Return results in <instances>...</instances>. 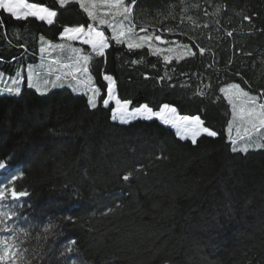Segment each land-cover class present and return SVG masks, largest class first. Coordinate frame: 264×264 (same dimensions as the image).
Segmentation results:
<instances>
[{
	"label": "trees",
	"instance_id": "16d2710c",
	"mask_svg": "<svg viewBox=\"0 0 264 264\" xmlns=\"http://www.w3.org/2000/svg\"><path fill=\"white\" fill-rule=\"evenodd\" d=\"M27 2L57 17L18 20L0 9V183L18 176L17 190L29 193L3 202L15 215L7 231L0 225V239L28 230L23 247L34 264H264V148L231 150L232 110L220 91L239 84L264 103V0H137L136 35L145 26L153 41L161 35V45L196 53L167 62L147 46L117 43L107 25L99 27L109 46L96 56L60 36L65 26L97 25L79 4ZM48 41L66 45L49 54L66 85L39 92L26 71ZM73 48L92 56L90 88H100L94 108L62 75ZM104 75L129 110L168 104L179 116H199L217 136L202 134L194 145L155 118L113 120Z\"/></svg>",
	"mask_w": 264,
	"mask_h": 264
},
{
	"label": "snow or ice",
	"instance_id": "6c2138e0",
	"mask_svg": "<svg viewBox=\"0 0 264 264\" xmlns=\"http://www.w3.org/2000/svg\"><path fill=\"white\" fill-rule=\"evenodd\" d=\"M183 2V0H181ZM61 7L69 3L79 4L80 8L87 14V16L98 22L99 25H107L113 32V39L117 43H126L129 49L143 48L146 43L153 40L151 33H148L147 27L139 26V31L146 33L143 36L136 37V29L138 27L134 21V6L137 4V0H56ZM194 7H198L195 5ZM101 8L106 9L101 14ZM0 9L10 14L12 17L18 20H24L29 17H35L38 20L46 21L48 24L54 23V18L57 17V11L51 7L45 6L43 3H28L27 0H0ZM219 9H217V12ZM171 15V13H169ZM205 15H208L205 12ZM167 18V17H165ZM187 19H192L187 17ZM243 19L251 22V16L245 15ZM164 31H172V29L164 28ZM227 36L233 35L232 31L226 33ZM61 39L76 40L80 39L84 44L90 45L92 53L96 56H104L105 49L108 48V39L105 36V32L89 23L87 27L83 24L74 27L65 26L63 32L60 34ZM42 41L44 37L40 38ZM155 41L163 42L161 35H155ZM64 44H52L51 41L46 42L40 48L41 53H44L52 49H64ZM70 47V46H68ZM181 48L186 49L181 56H176V59H182L186 56H194L196 53L189 45H180ZM199 48L200 54H203L206 49L195 45ZM153 55H160L162 50L159 47L151 48ZM71 51L75 55V60L70 65H64L69 69L62 75L64 77H71L73 81H76L77 85H90L91 76L90 61L91 55H81V50L73 48ZM175 51L173 48H168L167 52L172 53ZM251 55V53H246ZM173 59L172 55H164L165 62ZM138 61H133L137 63ZM3 74H0L2 77ZM81 76L86 79H80ZM62 77L57 76L56 79L60 80ZM103 79L107 81V98L104 99V104L108 105L109 101H115L116 106L112 108V119H120L123 122H127L132 114L140 113L141 110L151 113V109H148L147 105H141L139 109H133L130 113L128 111L129 101L121 102L115 95V81L112 76L104 75ZM29 82H32V77L29 76ZM17 80H13V84H17ZM49 81L45 80L44 84H48ZM53 84L55 81L52 82ZM9 93H20L18 87H7L4 89ZM39 91V87L37 88ZM73 90H76L75 88ZM220 91L224 93L225 99L231 105L232 119L228 122V140L232 145L231 150L233 152L244 151L247 152L250 148H264V143L256 142L258 137L264 138V103H257V98L252 96L248 91H245L239 84H229L227 87L221 88ZM199 92V90H198ZM91 95L88 97V104L90 107H95V98L100 93V88L91 87ZM203 95V92H199ZM157 116L165 124H171L177 129L176 135L181 139L190 138L192 144H198L197 138L202 134H207L209 137L217 136V133L208 127L204 126V121L199 116H179L176 114V108L171 107L168 104H164L161 111L158 113H152ZM150 118V117H148ZM235 127V136L232 135L233 125ZM241 144L242 147H237ZM5 168V164L0 162V169ZM23 173H21V176ZM132 172H126L122 179L128 181ZM7 183H0V225H5L4 230L7 231L6 222L10 220L15 212L9 210H3L7 205L3 202L9 199L15 201L20 197L28 196L27 191L17 190L15 182L19 179L18 176H11L7 179ZM12 234L6 238L0 239V264H34V256L29 254L28 249L23 247L24 241L30 237V232L25 228L12 229ZM44 233L47 234L50 229L44 228ZM39 238V237H38ZM75 243V242H73ZM67 251L71 252L73 249L69 247Z\"/></svg>",
	"mask_w": 264,
	"mask_h": 264
},
{
	"label": "rangeland",
	"instance_id": "374dc122",
	"mask_svg": "<svg viewBox=\"0 0 264 264\" xmlns=\"http://www.w3.org/2000/svg\"><path fill=\"white\" fill-rule=\"evenodd\" d=\"M100 11H101V14H103V12H105L106 9L101 8ZM94 26L97 27L98 29H100L99 26L102 27L104 25H99L98 22H97V25H94ZM100 30H102V29H100ZM143 35L144 34H137L136 37L138 38L139 36H143ZM69 41H74V42H79V43L84 44L80 39L69 40ZM160 43H161L160 41H153L152 40L149 43H146L145 46H147L149 49H150V46H151V48L159 47L162 50L160 55H162L163 57H164V55H172L173 57H176V56H181L183 54V51L178 49L176 46H164V45H161ZM52 44H54V43H52ZM85 45H87V44H85ZM87 46H89V48L91 49L90 45H87ZM168 48H173L175 51H173L172 53H169V52H167ZM51 49L52 48H49V50L44 52V53H41V51H40V58L37 60V62L35 64H32V65L27 67L26 76H27L28 85L30 87H33L36 90L39 87V89H40L39 92H45L48 89H51V88H54V87H58V86H62V85H66V83L63 80L65 78H63L60 75V73L58 72V69H57L58 66H56V64H54L55 62L54 61L52 62L50 57H49ZM34 68H36L37 70L36 69L34 70ZM33 70L36 71V74H35V72ZM29 76L32 77V82H29ZM57 76H61L62 78L60 80H57L56 79ZM82 79H86V78L83 77ZM45 80L49 81V83L46 84V85L44 84ZM53 81H55L54 84L52 83ZM72 83L68 82L69 87L74 89V86H73L74 83L73 84ZM74 91L77 92V93H87L88 95L92 94L90 85H80V88H78V89H76ZM95 103H96V98H95ZM109 103L113 104V108L116 106L115 101H109ZM128 111L130 113L132 112V110H129V109H128ZM160 111H161V109L158 112H160ZM158 112L148 113V112H146V110H141L140 113L132 114L130 116V118L128 119V121H131V120L136 119V118H147V119H149L148 117H150V118H156L160 122L165 124L157 116L152 115V113H158ZM115 121H118V122H121V123H126V122L121 121L120 119H116ZM165 125L170 126L175 131V133L177 132V129L175 127H173L171 124H165ZM235 127H236V125L234 124L233 125V134L234 135L236 134ZM187 139H190V138H187ZM256 142L259 143L260 141L256 140ZM239 147H242V145L240 144L238 146V148Z\"/></svg>",
	"mask_w": 264,
	"mask_h": 264
}]
</instances>
